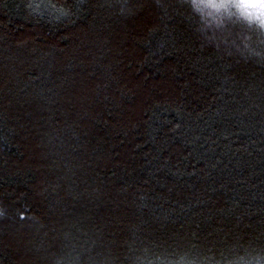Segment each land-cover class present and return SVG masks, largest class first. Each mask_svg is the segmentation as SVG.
Listing matches in <instances>:
<instances>
[{"label":"trees","instance_id":"16d2710c","mask_svg":"<svg viewBox=\"0 0 264 264\" xmlns=\"http://www.w3.org/2000/svg\"><path fill=\"white\" fill-rule=\"evenodd\" d=\"M191 0H0V264L251 261L264 46Z\"/></svg>","mask_w":264,"mask_h":264},{"label":"clouds","instance_id":"9594fccd","mask_svg":"<svg viewBox=\"0 0 264 264\" xmlns=\"http://www.w3.org/2000/svg\"><path fill=\"white\" fill-rule=\"evenodd\" d=\"M193 10L200 13L208 26L240 24L244 39L264 46V0H191ZM204 264L199 258L185 254L175 264ZM172 264V262H169Z\"/></svg>","mask_w":264,"mask_h":264},{"label":"snow or ice","instance_id":"6c2138e0","mask_svg":"<svg viewBox=\"0 0 264 264\" xmlns=\"http://www.w3.org/2000/svg\"><path fill=\"white\" fill-rule=\"evenodd\" d=\"M180 259H184V256H181ZM253 259L256 260V264H264V247H262L260 250L259 258L257 259L256 257H253ZM193 264H195L194 258H193ZM225 264H233V261L227 260L225 261ZM236 264H252V262L248 260H243V258H241L240 260L236 261Z\"/></svg>","mask_w":264,"mask_h":264}]
</instances>
